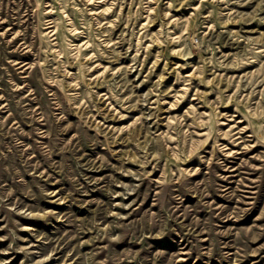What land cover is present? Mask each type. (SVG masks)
Masks as SVG:
<instances>
[{
    "label": "rangeland",
    "instance_id": "rangeland-1",
    "mask_svg": "<svg viewBox=\"0 0 264 264\" xmlns=\"http://www.w3.org/2000/svg\"><path fill=\"white\" fill-rule=\"evenodd\" d=\"M2 20L0 264H264V0Z\"/></svg>",
    "mask_w": 264,
    "mask_h": 264
},
{
    "label": "bare ground",
    "instance_id": "bare-ground-1",
    "mask_svg": "<svg viewBox=\"0 0 264 264\" xmlns=\"http://www.w3.org/2000/svg\"><path fill=\"white\" fill-rule=\"evenodd\" d=\"M89 3H95L96 1H100V2H102L103 0H87ZM0 23H4L3 22V20L0 22ZM1 27V26H0ZM52 29V28H51ZM7 32H8V30H9V27H7ZM4 33V32H3ZM16 35V34H15ZM12 39H14V38H12ZM24 64H26V62H23L21 65H24ZM241 152V151H240Z\"/></svg>",
    "mask_w": 264,
    "mask_h": 264
}]
</instances>
